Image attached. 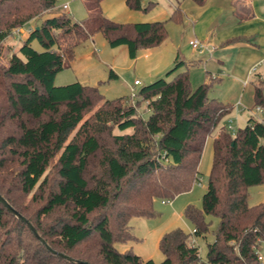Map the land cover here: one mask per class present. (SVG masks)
<instances>
[{
    "label": "trees",
    "instance_id": "1",
    "mask_svg": "<svg viewBox=\"0 0 264 264\" xmlns=\"http://www.w3.org/2000/svg\"><path fill=\"white\" fill-rule=\"evenodd\" d=\"M102 1L84 0L83 20L65 12L42 18L0 64V194L26 219L0 201V264H264V202L250 204L248 191L264 182V120L252 116L232 133L224 119L233 104L209 95L214 79L192 88L190 68L198 61L176 56L167 73L186 69L145 84L135 98H105L97 85L80 81L55 84L75 47L97 33L112 47L125 44L131 58L168 37L167 20L112 19ZM56 3L0 0V57L14 28ZM155 3L126 0L133 10ZM169 19L180 23L181 8ZM109 75L117 76L113 69ZM254 101L264 107V80L254 84ZM210 136L213 162L202 205L184 211L193 232H165L159 263L120 251L116 243L136 238L132 217L154 216L155 199L172 200L199 180ZM208 215L218 217L215 229ZM210 232L214 240L203 258L197 240Z\"/></svg>",
    "mask_w": 264,
    "mask_h": 264
},
{
    "label": "rangeland",
    "instance_id": "2",
    "mask_svg": "<svg viewBox=\"0 0 264 264\" xmlns=\"http://www.w3.org/2000/svg\"><path fill=\"white\" fill-rule=\"evenodd\" d=\"M148 1L149 0H142V4L145 5ZM155 1V5L149 10H133L126 5L125 0H103L102 9L106 16L117 20L128 18L133 13L135 15V13H137L135 11H140L138 13L144 16H150L156 11H160L162 14L163 10L169 11L171 14L173 9L177 6L182 9L183 5L186 3H196L193 0ZM64 3H67L69 7L63 8L62 5ZM48 11L34 17L23 26L14 28L13 31L6 36L1 45V65L7 64L8 57L12 51L11 49H16L19 42L27 36L29 30L28 26L30 24L34 25L39 23L42 18L49 16L50 12L47 13ZM59 12H65L75 19L83 20L87 18L84 0H57L52 13ZM167 23L168 37L166 40L149 49L141 47L135 58L129 56L125 44L112 47L103 34H95L93 37L86 39L75 47L74 56L70 61V65L56 75L55 84H65L78 80L82 83L97 85L105 98L114 99L129 95L133 89L135 93H139L142 86L148 84L157 76H164L167 80L172 79L179 70L176 69L169 73H167V71L174 67L175 58L178 55L177 50L180 49L181 51L185 46H188L191 50L193 46L188 42V39L183 37L184 34L189 33L188 30H185L186 25L184 26V24L177 23L171 19H167ZM32 45L38 50H42V46L38 41L34 40ZM188 48L186 47L185 50ZM147 52L149 53L148 55H146ZM182 53L184 54V50L179 53L178 59H184ZM168 55L172 56L173 62L169 67L162 69V61H164ZM111 69L117 74L116 77H110L109 74ZM135 79H138L140 84H135ZM227 90L225 83L220 84V81L215 80L209 91V95L216 96V98L233 104L231 102L236 100L235 98L239 99L241 91L236 87L230 88L228 92ZM2 91L3 89L0 86V94ZM223 92L225 94H223ZM255 106V101H253L250 104V107H253L254 111L251 109L253 112L256 110ZM139 107L142 115L147 117L149 115V110L146 108L145 102H142ZM229 123L230 118H227L225 125L228 127ZM232 125L234 130L228 128L231 132H236L238 127L242 126L239 125L237 119H232ZM212 162L213 146L212 137L210 136L205 142L200 160L199 167L201 175L199 176V180L189 191L180 193L172 200L165 201L161 198L155 199L154 216L132 217L130 226L136 238L127 242L116 243V247L120 251L132 249L145 259L152 258L156 263L161 262L164 259V254L159 247V240L165 232L176 227H181L188 232H193V223L184 213L185 207L188 204L201 207L202 195L207 189ZM248 191L250 204L264 202V182L250 186ZM29 200L30 199L27 198L25 202H29ZM207 217L212 220L211 229H215L219 220L218 217L212 215H208ZM213 240V232L208 233L206 238H198L203 258L206 257L208 242ZM259 251L264 257V241H262Z\"/></svg>",
    "mask_w": 264,
    "mask_h": 264
},
{
    "label": "crops",
    "instance_id": "3",
    "mask_svg": "<svg viewBox=\"0 0 264 264\" xmlns=\"http://www.w3.org/2000/svg\"><path fill=\"white\" fill-rule=\"evenodd\" d=\"M54 8L47 13L51 14ZM135 12H137L135 15L133 13L128 18L117 20L131 22L167 20L171 15L169 11L164 10L162 14L156 11L150 16L138 13L140 11ZM181 12L183 20L180 24L186 25L185 30L189 31L183 37L188 39V42L197 38L207 46L203 50L194 47L190 50L188 46L183 48L182 56L186 61L199 62L190 68L192 88H196L209 77L214 81H220V84L225 83L228 90L239 88L241 91L239 99L235 98L236 100L231 102L233 111L224 119V124L227 118L237 119L242 126L252 116L264 120V107L261 111L255 112L253 107H250L254 101V84L259 79L264 80V0H206L203 4L186 3ZM39 23L30 24L28 28ZM186 47L188 49L185 50ZM183 50H177V56ZM148 54L147 52L146 55ZM171 57L168 55L162 61V69L172 64ZM184 69L186 67L182 66L178 70Z\"/></svg>",
    "mask_w": 264,
    "mask_h": 264
},
{
    "label": "built area",
    "instance_id": "4",
    "mask_svg": "<svg viewBox=\"0 0 264 264\" xmlns=\"http://www.w3.org/2000/svg\"><path fill=\"white\" fill-rule=\"evenodd\" d=\"M64 8H68V4L65 3L63 5ZM18 31H20L19 29H17ZM190 44L194 47V48H197L199 50H203L204 48H207V46L202 42L200 41L199 39L197 38H194V39H191L190 40ZM135 84H140V81L138 79L135 80ZM138 93H135V90L133 89L132 92L130 93V96L132 98H135L137 96ZM256 110L257 111H261L262 110V107L257 105L256 106ZM228 128L231 129V130H234V127L232 125V119H230V123L228 125ZM232 133H235L234 131H232ZM192 241H195L194 239ZM259 258L260 260L264 263V257L261 255L260 251H259Z\"/></svg>",
    "mask_w": 264,
    "mask_h": 264
},
{
    "label": "water",
    "instance_id": "5",
    "mask_svg": "<svg viewBox=\"0 0 264 264\" xmlns=\"http://www.w3.org/2000/svg\"><path fill=\"white\" fill-rule=\"evenodd\" d=\"M0 201L8 208V209H10L12 212H14L17 216H19V217H21L22 219H24V220H26L25 219V217L21 214V213H19L16 209H14L11 205H10V203L0 194ZM28 225L31 227V229L36 233V231H35V229H34V226L30 223V222H28ZM37 234V233H36ZM38 235V234H37ZM39 238L41 239V241L42 242H44L45 243V240L43 239V238H41L40 236H39ZM48 246V245H47ZM54 251V250H53ZM84 263H86V262H84Z\"/></svg>",
    "mask_w": 264,
    "mask_h": 264
}]
</instances>
